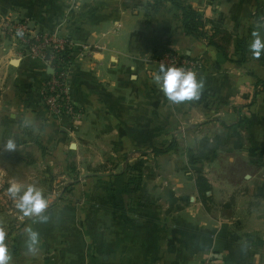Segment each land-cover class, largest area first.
Returning <instances> with one entry per match:
<instances>
[{"label":"crops","instance_id":"0c3cea01","mask_svg":"<svg viewBox=\"0 0 264 264\" xmlns=\"http://www.w3.org/2000/svg\"><path fill=\"white\" fill-rule=\"evenodd\" d=\"M182 1L231 31L228 58L185 33L167 0H0V229L8 264H264L257 84L264 52L254 58L249 50L253 31L264 37V0ZM8 17L77 43L68 83L81 119L47 112L41 89L49 68L18 54L1 28ZM169 48L197 62L203 88L193 100L173 103L155 81L158 55ZM8 139L15 149L4 147ZM196 172L211 185L207 204ZM131 177L139 181L130 188ZM61 178L75 182L71 208L88 212L87 222L71 223L74 237L64 232L68 221L48 217L61 207L53 202ZM10 183L42 191L46 221L22 215ZM129 193L138 199L129 202ZM26 225L39 234L35 253L27 251Z\"/></svg>","mask_w":264,"mask_h":264},{"label":"built area","instance_id":"2783aa9c","mask_svg":"<svg viewBox=\"0 0 264 264\" xmlns=\"http://www.w3.org/2000/svg\"><path fill=\"white\" fill-rule=\"evenodd\" d=\"M1 28L11 43L17 46L19 55L40 59L49 68V73L43 81L41 89V97L47 112L55 117L81 119L82 112L72 102L68 83L70 57H72L73 49L77 46L73 38L59 30L31 29L26 20L19 18H4ZM156 63L158 67L163 64L194 71L198 67L197 62L193 59L173 50L162 51ZM202 264L220 263L206 258Z\"/></svg>","mask_w":264,"mask_h":264},{"label":"clouds","instance_id":"9594fccd","mask_svg":"<svg viewBox=\"0 0 264 264\" xmlns=\"http://www.w3.org/2000/svg\"><path fill=\"white\" fill-rule=\"evenodd\" d=\"M249 50L254 58H259L264 52V37L258 31H253L252 40L249 44ZM155 81L159 85L164 95L173 103L179 104L184 101L193 100L199 96L203 88V81L198 80L197 72L183 67L165 66L159 67V72L155 76ZM4 147L7 150L16 148L15 141L8 139ZM8 193L14 199H17V208L24 216L36 217L40 222L47 220L46 215L41 213L47 207V200L42 191L35 185L29 184L24 187L17 183H10ZM26 235V247L29 253H35L38 250L39 234L30 225L23 229ZM5 233L0 229V264H8L9 255L7 246L4 243Z\"/></svg>","mask_w":264,"mask_h":264},{"label":"trees","instance_id":"16d2710c","mask_svg":"<svg viewBox=\"0 0 264 264\" xmlns=\"http://www.w3.org/2000/svg\"><path fill=\"white\" fill-rule=\"evenodd\" d=\"M176 9L179 10V23L183 31L192 37L207 39V44L219 49L225 57L228 58V47L231 43V33L227 32L219 22L211 18L204 17L203 14L192 5L185 3L182 0H167ZM209 27V32L206 27ZM259 84L264 90V81H259ZM162 150H154L155 153H160ZM195 187L197 190L198 198L203 204H207L210 196L207 192L211 190L207 178L201 173L196 172Z\"/></svg>","mask_w":264,"mask_h":264},{"label":"rangeland","instance_id":"374dc122","mask_svg":"<svg viewBox=\"0 0 264 264\" xmlns=\"http://www.w3.org/2000/svg\"><path fill=\"white\" fill-rule=\"evenodd\" d=\"M212 5V4H211ZM9 18V17H8ZM214 21H216V22H219V21H217V20H215V19H213ZM221 24V23H220ZM222 25V24H221ZM222 28H224L225 30H227L225 27H223V25H222ZM209 27H208V25H207V27H206V30L209 32ZM227 32H229V33H231V31L230 30H227ZM204 38V37H203ZM164 50H173L174 52H176V53H180V52H178L177 50H175V49H172V48H169V49H164ZM164 50H162V51H164ZM161 51V52H162ZM161 52L159 53V55L158 56H160V54H161ZM229 52L231 53V50L229 49ZM237 55V54H236ZM236 55H234V54H232L230 57H229V59H231L232 60V57L233 58H239L238 56H236ZM71 58V57H70ZM154 58H155V56H154ZM243 59H246V57H244ZM52 116V115H51ZM105 168H107L106 167V165H104V167L101 169V170H103V169H105ZM128 170H134V168H132L131 166H128ZM129 174V173H128ZM132 175L134 176L135 174H133V172H132ZM61 181L62 182H64V185L63 186H60L59 187V189H58V191L54 194V199L53 200H55V201H53L54 202V204H58L59 206H61L59 209H54V210H51V212H49V215H48V217H50L53 221H59V220H64V221H68V224L67 225H65L64 227H65V229H64V232H65V234L66 235H69V236H72V237H74V235L76 234L75 233V229H77L75 226H72V224L71 223H75V222H77V220H78V218L81 220V221H84V222H87V215H88V212L87 211H84V210H81V211H77V210H74V209H72L71 208V205H72V201H73V199H72V192H70V189H71V185L73 186V184L75 183V182H68L69 181V178H61ZM137 181H139V178L138 179H135L134 177H131V179L129 178L128 180H127V182H126V185H127V187H135V185H137ZM59 184V183H58ZM65 190V191H64ZM61 191H63V192H61ZM67 192V193H66ZM129 194H131L129 197H128V201L129 202H131V201H136L137 199H138V197H137V195L135 196V194L134 193H129ZM134 194V195H133ZM138 194V193H137ZM100 197H102L103 198V196H100ZM87 195H85V196H83V198H81L82 200H84L85 199V202L87 201ZM103 200V199H102ZM117 201H120L119 200V198H118V200ZM124 202V201H123ZM63 206V207H62ZM12 213H14V212H11L10 214H12ZM14 215V217H20L19 216V214L18 213H16V215L15 214H13ZM22 215H23V213H22ZM24 216V215H23ZM32 218H36V217H32ZM102 218V219H101ZM101 218H99L100 220H103V217H101ZM83 219V220H82ZM74 225V224H73ZM84 225H85V228L87 227L86 226V224L84 223ZM20 227H22V226H17L15 229L18 231V229L20 228ZM22 230H23V228H22ZM77 231V230H76ZM21 233H22V231H21ZM84 234L86 235L87 234V230L86 229H84ZM69 245V247L71 248V244L69 243L68 244ZM73 245H75V244H73ZM76 252H78L79 253V255H81L82 254V251H81V246H79V249L76 251Z\"/></svg>","mask_w":264,"mask_h":264}]
</instances>
